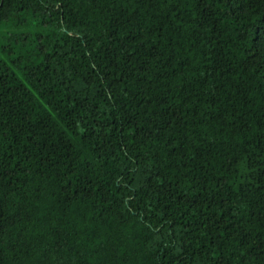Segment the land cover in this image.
Listing matches in <instances>:
<instances>
[{"label": "trees", "instance_id": "obj_1", "mask_svg": "<svg viewBox=\"0 0 264 264\" xmlns=\"http://www.w3.org/2000/svg\"><path fill=\"white\" fill-rule=\"evenodd\" d=\"M0 264H264V0H0Z\"/></svg>", "mask_w": 264, "mask_h": 264}]
</instances>
